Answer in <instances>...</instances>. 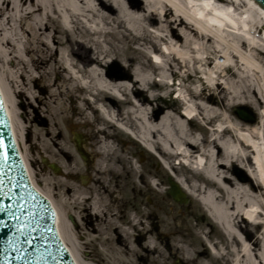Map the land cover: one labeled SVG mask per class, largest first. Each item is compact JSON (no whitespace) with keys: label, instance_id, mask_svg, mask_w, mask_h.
Listing matches in <instances>:
<instances>
[{"label":"bare ground","instance_id":"6f19581e","mask_svg":"<svg viewBox=\"0 0 264 264\" xmlns=\"http://www.w3.org/2000/svg\"><path fill=\"white\" fill-rule=\"evenodd\" d=\"M113 64L124 72L109 70ZM169 77L180 82V101L164 105ZM0 88L30 181L54 208L75 264L91 263L67 243L72 229L52 185L88 213L94 242L104 239L102 224L112 231L102 241L111 264H264L257 1L0 0ZM37 100L44 119L34 127L27 109ZM236 109L258 119L244 122ZM79 127L78 147L69 136ZM28 149L60 166L53 182L40 179L48 192ZM169 181L190 198V212L170 195Z\"/></svg>","mask_w":264,"mask_h":264},{"label":"water","instance_id":"95a60500","mask_svg":"<svg viewBox=\"0 0 264 264\" xmlns=\"http://www.w3.org/2000/svg\"><path fill=\"white\" fill-rule=\"evenodd\" d=\"M257 1L264 6V0ZM240 110V118L255 121ZM32 185L0 88V264H75L57 233L54 208ZM171 186L175 200L184 202L178 187Z\"/></svg>","mask_w":264,"mask_h":264},{"label":"rangeland","instance_id":"374dc122","mask_svg":"<svg viewBox=\"0 0 264 264\" xmlns=\"http://www.w3.org/2000/svg\"><path fill=\"white\" fill-rule=\"evenodd\" d=\"M117 46L114 45L115 49H118ZM118 47L121 48V46H118ZM164 47H165L164 45H161L162 51H164ZM218 58H220V56ZM220 61H222L221 58H220ZM11 66L12 65H10V67ZM109 70H119V71H121V73L124 72V69L121 67V65H115V64H113L109 68ZM167 83L169 84V86L171 88L169 80H167ZM33 87L36 88L38 95H40L42 97L41 99L48 98V94L46 92H44L43 88H39L38 84H34ZM185 87H190V84L187 83L185 85ZM170 88H168L169 89L168 91H170L169 95L167 96V98L164 101H162V104H164V105H168L169 103H171L172 94H174V91L176 89V88H171V89ZM163 93H165V92H163ZM67 101L70 104L71 100L67 98ZM39 106H41V105H39ZM27 112L29 113V118L27 120V124H28V122H33L29 125H33L34 127H38L37 124H39V122H41L40 117L44 119L42 111H40V109L38 107V100L34 102V107L31 110L27 109ZM44 112H45V109H44ZM72 114H74V112L72 111V109H70L69 115H72ZM233 114H235V113L233 112ZM253 116H255V119L256 118L258 119V114L254 111H253ZM67 126H69V124H66V123L63 124L62 123L63 129L67 128ZM77 131H81V129L79 128V129H77ZM195 131H197V129ZM71 134H72V132H71ZM196 135H199V133L197 132ZM25 137H26V133H25ZM69 138H71V135L69 136ZM69 141L71 142L72 140L69 139ZM28 150H29L28 155H29V157L33 163V166L40 176V178L38 176H35V180H36L37 184L41 187V189L48 192V190H47L48 188L46 189V187H44L43 184L42 185L40 184V179H42V177L43 178L45 177V178H47L46 180L49 183H51V182H53L52 181L53 179H51V177H60L59 176L60 173H58V174L55 173L49 167V164H47V162H46L47 158L43 159L36 150H34V149H28ZM140 151H143V150L140 149ZM49 163L51 165L57 166L58 168L60 167L55 162H49ZM175 163L177 166L178 165L177 161H175ZM157 168H158V166H157ZM44 169L49 171L50 174H45ZM233 170H235V172H237L241 177H244V173H242L240 170H238V169L236 170V168ZM169 173L174 180V173L171 170H169ZM75 181H76L77 185L85 186V184L82 181H79L78 179H76ZM169 189H170V186H169ZM52 190H53L55 202L61 206V209L66 214L67 221L69 222L71 229L73 230V231L69 230V233H67V235H66L67 243L70 245V247L77 250V253H79L83 259H86L87 262H90L91 264H111L110 261L107 259L106 254L103 253V250L106 251V250H108V248L103 249L104 248L103 246H106V245L102 244V241L105 238H109V237L112 238V236H113L112 231L108 229L106 224H102L101 229L103 230L104 239L98 238L94 242L93 240H94L95 235L92 233L94 228L89 226V222L87 219L88 213H86V211L84 212V210L81 206L71 205L67 200H65L63 198V191L64 190L59 189L58 187H56L54 185H52ZM167 195H168V192H167ZM185 196H186V194H185ZM142 199H143L144 204L147 206H149V204L153 203L152 201L149 200V198L147 196H142ZM62 201H64V202H62ZM190 203H191L190 198H188V196H186V202L182 203L185 212H190V210H192L193 207ZM199 211L201 212V215L205 216L206 219L208 218L207 212H205L202 205H199ZM201 222H202L201 219H199L197 222H193V223L198 225ZM206 231L208 232L209 229H207ZM131 240L134 243L136 241V238L134 237ZM114 247H116V245ZM108 256L110 257V255H108ZM134 263L137 264L136 261H134Z\"/></svg>","mask_w":264,"mask_h":264}]
</instances>
